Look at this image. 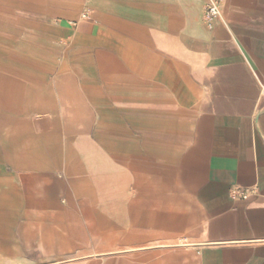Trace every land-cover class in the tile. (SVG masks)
<instances>
[{"label": "crops", "instance_id": "1", "mask_svg": "<svg viewBox=\"0 0 264 264\" xmlns=\"http://www.w3.org/2000/svg\"><path fill=\"white\" fill-rule=\"evenodd\" d=\"M207 1L0 0V264H264V0Z\"/></svg>", "mask_w": 264, "mask_h": 264}, {"label": "built area", "instance_id": "2", "mask_svg": "<svg viewBox=\"0 0 264 264\" xmlns=\"http://www.w3.org/2000/svg\"><path fill=\"white\" fill-rule=\"evenodd\" d=\"M220 2L221 0H208L204 8V21L206 26L211 29L220 13ZM84 17V16H83ZM251 190L241 189L238 196L245 199Z\"/></svg>", "mask_w": 264, "mask_h": 264}]
</instances>
